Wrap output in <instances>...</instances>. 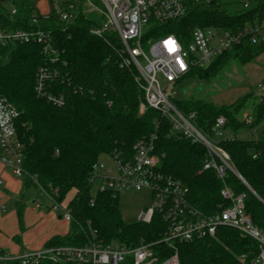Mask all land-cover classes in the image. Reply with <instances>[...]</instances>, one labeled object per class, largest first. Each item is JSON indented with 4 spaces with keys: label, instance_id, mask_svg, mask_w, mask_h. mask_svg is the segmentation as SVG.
<instances>
[{
    "label": "trees",
    "instance_id": "16d2710c",
    "mask_svg": "<svg viewBox=\"0 0 264 264\" xmlns=\"http://www.w3.org/2000/svg\"><path fill=\"white\" fill-rule=\"evenodd\" d=\"M14 3L17 13L12 15L6 0H0V29L50 31L59 50L58 60L53 61L38 41L0 48V95L19 111L16 127L24 148L25 193L17 207L21 227L24 203L35 189L37 195L52 197L71 212L69 232L52 237L48 247L85 246L94 239L128 248L149 244L160 260L172 256L177 249L180 264H239L243 254L249 261L256 256L260 249L255 239L225 226L219 227L215 236L176 241L170 246L164 241L167 223L162 214L155 213L150 222H127L119 196L109 192L94 194L91 177L93 165L103 154L116 153L128 160L138 140L152 141L159 157L158 169L184 183L193 207L213 214L228 206L230 203L221 195L227 185L235 194L245 195L247 212L264 232V93H246L229 105L195 97L173 100L184 114L195 113L196 126L210 137L214 136L217 118L225 117V129L234 138L220 139L218 145L229 154L233 167L247 184L231 170L223 181L214 169L204 168L209 153L203 144L176 133L160 111L150 107L141 111L144 91L119 37L93 34L91 29L98 23L84 12L81 3L78 17L72 22L62 21L55 11L47 17L39 15L34 22L33 16L38 13L33 0ZM256 22H264V0H253L251 8L235 13L222 8L220 2L198 4L171 23L168 31L187 45L196 27L218 26L235 31ZM158 28L155 27L156 34L160 33ZM262 52L264 39L253 43L245 38L207 68L193 69L185 79L209 80L232 59L245 65ZM41 67L54 74L47 88L63 99L62 104L37 93V72ZM246 132H255L256 137L241 138ZM124 264H133V257L128 256Z\"/></svg>",
    "mask_w": 264,
    "mask_h": 264
},
{
    "label": "built area",
    "instance_id": "2783aa9c",
    "mask_svg": "<svg viewBox=\"0 0 264 264\" xmlns=\"http://www.w3.org/2000/svg\"><path fill=\"white\" fill-rule=\"evenodd\" d=\"M14 1L6 0L12 15L17 13ZM99 1L104 8H95L100 11L102 19L91 32L98 36L111 33L119 37L128 62L137 70L138 81L144 91L145 101L141 103V111L149 107L160 111L171 121L176 133L203 144L209 153L205 169H214L223 181L227 171L231 170L247 184L233 167L229 154L214 141L215 137L234 138V134L225 129V117L217 118L212 129L213 137L204 134L195 124V113L186 115L176 107L159 76L162 75L168 84H176L185 79L193 69L207 68L225 51L241 44L245 38L259 43L264 39V22L249 23L235 31L218 26L196 27L190 43L185 45L178 36L168 31L170 24L186 16L194 5H210L220 0ZM86 2L93 5L90 0ZM78 6V3L72 1L51 0V10L46 14L34 15L33 21L37 22L39 15L47 17L55 11L62 21L72 22L78 17ZM252 6L253 0H245L243 3V9ZM155 27H159V34L155 33ZM51 35L50 31L43 29H0V48L15 43L38 41L43 44L46 54L56 61L59 50ZM145 45H148V52ZM53 79L54 74L48 68H39L36 90L50 102L60 105L63 99L50 93L47 88L48 81ZM260 92L264 93V83L260 85ZM18 116L19 111L15 105L7 97L0 95V162L22 177L24 148L16 127ZM251 120L252 117H249V121ZM108 156L112 159V164L99 160L93 165L91 183L92 192L96 187L94 194L109 192L118 195L122 190L148 189L152 193V205L141 211L139 220L150 222L155 213L162 214L167 223L164 241L170 246H174L176 241L191 242L197 238L215 236L219 227H232L242 235L255 239L260 249L250 261L246 254L241 255L239 264H264V232L253 223L251 214L247 212L244 194L237 195L225 185L221 195L230 204L216 213L205 214L190 203L188 188L180 179L168 176L158 169L159 157L154 152L152 141L138 140L134 145V155L128 160L116 153ZM49 200L51 211L59 213L70 222L72 217L69 208L57 203L52 197ZM33 204L37 209L42 206V202L37 199ZM128 256L133 257V264H180L177 249L172 256L160 260L149 244L128 248L118 244H104L97 239L85 246L27 248L17 255L0 251V264H40L43 261L54 264H124Z\"/></svg>",
    "mask_w": 264,
    "mask_h": 264
},
{
    "label": "rangeland",
    "instance_id": "374dc122",
    "mask_svg": "<svg viewBox=\"0 0 264 264\" xmlns=\"http://www.w3.org/2000/svg\"><path fill=\"white\" fill-rule=\"evenodd\" d=\"M76 1L78 5L81 3L82 9L90 18L97 22L101 21L102 18L100 11H96L95 8V6L100 9L104 8L99 0H90L93 5L86 2V0ZM244 1L245 0H220L219 2L222 8H225L230 13H235L243 9ZM145 31H148V29L145 28ZM145 50L148 52V45H145ZM159 79L161 83L167 87V91L170 93V98L173 100H183L195 97L217 105H229L235 102L236 98L246 93L263 94L260 92V85L264 83V80L262 79L261 83L258 84L257 80L254 81L252 78H248L244 64H241L236 59H232L223 71L209 80L190 78L184 79L176 84H168L162 75L159 76ZM250 111L251 110L249 109L243 112L240 117H244ZM240 137L248 139L255 138L256 133L246 132L241 134ZM220 139V137H215L214 141L218 143ZM100 160L107 164H112V159L107 154H103L100 157ZM95 189L96 187L93 188V192ZM118 195L123 218L127 222L139 220L141 211L150 207L153 201L152 193L148 189L140 191L134 189L122 190ZM34 196L39 202H42V206L39 210L47 212V209H50L51 207L50 200L45 197L44 194L41 193L37 195V190L31 189L28 198L26 199L31 206L34 203L32 202ZM50 223L51 222H49V224ZM43 225H46L45 221L43 222ZM37 234L39 235L40 232Z\"/></svg>",
    "mask_w": 264,
    "mask_h": 264
},
{
    "label": "crops",
    "instance_id": "0c3cea01",
    "mask_svg": "<svg viewBox=\"0 0 264 264\" xmlns=\"http://www.w3.org/2000/svg\"><path fill=\"white\" fill-rule=\"evenodd\" d=\"M34 3L38 14H46L51 10V0H34ZM244 67L247 77L257 80L260 84L262 79L264 80V52ZM24 193L22 177L17 176L10 167L0 162V251L12 255H17L27 248H42L52 237L65 235L70 229V222L63 219L59 213L51 209H47V212L40 211V208H35L33 204L31 206L29 201L24 203L23 227H21L17 207ZM35 199L34 196L32 202ZM44 221L46 225H43Z\"/></svg>",
    "mask_w": 264,
    "mask_h": 264
}]
</instances>
